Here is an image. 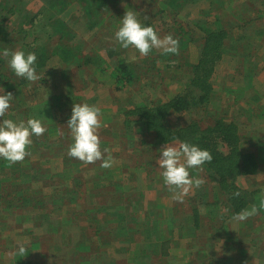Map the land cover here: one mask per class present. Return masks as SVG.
I'll list each match as a JSON object with an SVG mask.
<instances>
[{
	"label": "rangeland",
	"instance_id": "1",
	"mask_svg": "<svg viewBox=\"0 0 264 264\" xmlns=\"http://www.w3.org/2000/svg\"><path fill=\"white\" fill-rule=\"evenodd\" d=\"M22 1L30 11H36L41 5L40 0ZM132 2H135V5L141 4L142 11H139L142 13L137 14L139 19L153 10L146 3L143 8L144 0L137 1L140 3L135 0ZM223 2L225 9L222 8L220 12L224 19H229V16H242L246 20H255L257 25L254 28L249 27L252 34H255L256 28L264 26V17L257 19V10L261 11V16L264 15V0H218L220 5ZM125 5L127 9L135 10V5L130 1H124L118 6L126 10ZM198 5L194 8L197 13L206 3L202 0ZM2 16L9 22L11 15L7 9L3 11ZM113 23L112 21L105 23L90 32L92 34L84 33L85 29L80 25L76 26V30L85 47L99 42L98 47L101 49L94 51L106 59V49L109 46L114 50L124 49H119L118 41L115 39L117 30L114 31ZM159 25L161 27L157 33L161 38L170 34L171 30L167 26L161 23ZM249 29L245 32L247 33ZM0 33H3L1 26ZM57 37L58 35L54 38V43L57 42ZM198 44L199 42L190 43L186 47L185 55L191 62L197 59ZM17 45L0 46L1 50L7 49L11 54L18 49ZM260 45L256 44L250 49L253 54L258 50L259 54L256 56L259 58L264 54V48L261 50ZM126 50L122 58L130 59L137 54L133 48ZM88 51L93 49H87ZM179 57L185 59L183 53ZM9 59L10 56L4 57L6 70L4 72L11 80L7 83L14 85L16 82L18 86H14L13 89L18 88L13 93L11 108L4 118L0 117V123L3 119L19 122L36 118L42 121L47 131L40 137H32L33 143L28 149L30 155L23 162L10 164L0 158V196L4 198L0 201V264H264V237L261 236L264 228L258 225L259 233L255 232L254 238L247 236L246 232L241 235L239 233L240 243L233 250L239 255L236 259L226 254L223 243H220V247H223L222 253L218 256L214 255L219 252L212 255L201 242L214 233L215 229H224L219 224L223 220L222 217L215 216L211 222L206 218L208 206L200 204V229L199 227L198 231L191 229L192 208L197 202L201 203V200L192 197L203 194V189L194 188L184 198V201L191 199L185 208L182 206L185 202L174 201L172 193L164 186L162 170L157 165L159 157L154 158L160 149L159 145L154 148L150 138L148 143L140 144L136 137L129 142L125 137L124 139L118 137V133L105 132V126L113 120L112 114L119 113L116 111L115 96L125 104L123 111H129L133 109L135 103L146 99L149 101L152 98L151 88L144 85V80L118 92L110 78L111 69H106L103 74L93 69L83 71L77 67L68 68L71 64H62L46 73L44 80L20 83L15 81L17 78L8 65ZM249 63L250 61H243V66L246 67ZM145 64L142 62L143 66ZM225 64L228 73L233 76L223 73L221 69H218L220 72L216 71L214 87L224 88L226 91L213 102L224 112L236 109L239 102L242 104L250 102L259 107L260 110L254 112L255 115L247 125L238 127L242 135V149L257 153L261 163L258 174L252 179V185L257 183L263 188L264 184L261 183L264 182V107L261 108L260 103L264 104V61L263 65L260 61L257 65L253 87H249L250 83L248 84L247 80L245 82L242 75L237 76L239 73L235 71L238 67L236 59H229L228 62L226 57L223 66ZM167 69H164L163 73ZM169 70V75L181 76V72H174L172 68ZM181 70L185 72L187 68L182 67ZM62 72L72 76L71 84L66 85ZM224 75L229 79H235L237 89L231 86L232 81L226 80ZM248 80L250 82L249 78ZM22 89L23 94L18 91ZM154 90L163 92L169 98L174 96L180 87L172 82L168 86L161 83L159 88L156 87ZM259 96L262 97L260 102L256 100ZM126 101L127 103L131 101V104L127 105ZM79 102L101 108L99 129L101 150L109 149L115 161L109 169L102 168L99 161L91 165H85L77 159L71 164L66 163V159L70 158L67 155L68 148L73 143L70 129L67 127L70 119L69 110ZM112 108L114 112L111 111ZM178 123L177 117L170 120L172 126ZM128 143L131 147H128ZM107 155L108 153H105V158ZM136 163H142V167H146L147 170L136 169ZM149 171L156 172L161 184L150 182ZM134 184L138 185L137 189ZM167 195L171 198L169 202L171 205L166 209L164 204L161 205V199ZM261 197L264 200V193H261ZM26 199H35V203L27 204ZM209 200L211 201L207 198V201ZM151 206L153 210L148 209ZM221 215H224L223 212ZM156 222L160 224L156 226ZM227 229L233 235L238 232L236 225L231 224ZM21 246L26 249L24 256L18 254Z\"/></svg>",
	"mask_w": 264,
	"mask_h": 264
},
{
	"label": "trees",
	"instance_id": "2",
	"mask_svg": "<svg viewBox=\"0 0 264 264\" xmlns=\"http://www.w3.org/2000/svg\"><path fill=\"white\" fill-rule=\"evenodd\" d=\"M124 1H130L132 5H135L132 0H40V7L36 11H30L22 0H0V26L3 30V33H0V45L8 47L18 44L17 50L24 51L26 55L35 53L37 61L34 67L37 74L41 76L40 80H44L46 73L62 64H71L68 68L77 67L83 71L93 69L103 74L109 68L111 69L110 78L114 81L118 92L144 80V85L151 88L152 98L149 101L146 99L135 103L133 109L129 111H123L125 104L115 96L116 111L119 113L112 114L113 120L105 126V132L118 133V137L121 139L125 137L129 142L136 137L140 144L148 143L150 138L154 148L157 145L160 146L154 156L156 159L160 156L161 146L167 142L171 144L177 141L188 142L209 151L213 156L211 163L206 162L202 168L189 169L192 178L204 180L201 186L203 194L192 197V199L201 200V203L197 202L193 206L192 218L196 223L199 222L200 204L208 206L206 218L211 222L220 215L223 220L219 224L224 229H215L211 236L203 239L205 249L211 251L219 248L222 252L225 245L226 254L236 259L239 255L233 250L240 243V235L246 232L247 236L254 238L255 232L259 233L257 226L264 228V207H261L264 202L261 197L264 187L261 188L262 186L257 183L252 185V179L258 174L261 163L257 153L242 149V135L238 127L247 125L255 115L254 112L260 109L254 103L242 104L238 100L236 101L239 102V106L230 112L217 108L213 101L225 93L226 89L215 88L214 77L216 71L220 72L218 69L225 74H230L227 64L223 66L226 57L228 62L229 59H236L238 67L235 71L239 73L237 76L242 75L244 81L247 80L248 84L250 83L249 87H253L255 70L259 61L263 65L264 54H261L259 58L256 56L259 51L253 54L250 49L256 44H261V50L264 48V26L256 28L255 34H252L249 27L254 28L257 25L255 20H246L242 16H229V19H224L220 11L222 8L225 9L226 1L220 5L218 0H204L206 5L199 8L197 13L194 8L199 6L198 3L202 0H144L143 8L146 3L153 10L145 13L141 19L138 18L141 24L152 26L158 32L161 27L159 23L167 26L171 30L170 34L179 40V53L162 54L153 49L147 57H137L140 54L134 49L137 54L135 61H132L127 57L122 58V54L127 52L126 49L119 51L109 46L106 49L107 57L104 59L94 51L101 49L98 47L100 43L95 42L85 47L78 36L76 26L80 25L82 29H85L84 33H90L112 21L114 31H118L126 12L119 8ZM134 8L135 13H142L141 4H136ZM5 9L11 15L9 22L5 16H2ZM257 14V19L264 17L260 15V10H257ZM191 17L194 18L191 19ZM247 29L249 31L246 33ZM56 35H58L57 42L54 43ZM196 42H199L197 59L191 62L185 55L186 47ZM118 46L122 49L119 42ZM87 49H93V51L87 52ZM2 53L0 46V89H5V93L13 90L11 92L13 94L18 88L13 89L17 85L15 81L20 83L29 81L16 76L14 85L7 83L10 79L4 72L6 70ZM180 53H183L186 60L179 57ZM243 61H250V63L244 67ZM142 62L146 64L143 66ZM160 62L163 66L159 65ZM182 67H186L187 70L184 72L181 70ZM166 68L168 69L163 73ZM171 68L174 72H181V76L169 75L168 71ZM62 75L66 85L72 83V76L66 73ZM231 75L233 76V74L229 76ZM224 78L232 81L231 86L237 89V85L234 84L235 79H229L225 75ZM169 81L180 87L174 96L168 98L161 91L155 92L154 89L156 87L158 89L161 83L168 86ZM18 91L23 94V89ZM110 99L112 101V98ZM261 99L262 97L259 96L256 100L260 102ZM126 104H131V101L128 103L126 101ZM260 105L261 108L264 107L263 103ZM72 108L69 110V117H71ZM111 111L114 112V108ZM173 117L179 120L176 126L170 124ZM128 147H131L130 143ZM138 158L142 159L140 156ZM73 161L74 158L66 159L67 164ZM141 164L136 163L135 168L146 171V167H142ZM148 174L152 184H161L155 171H149ZM134 185L137 189L138 185ZM164 186L167 187L165 184ZM72 192L76 193L75 190ZM237 192L240 193L239 196L234 195ZM15 197L11 196V198ZM207 198L211 201H207ZM3 200L4 198L0 196V201ZM34 200L26 199L25 202L32 204L35 203ZM190 200L185 199L182 206L185 207ZM253 206L258 209L256 215L243 221L233 219L235 214L251 209ZM222 212L224 215H221ZM158 224L160 223H155L156 226ZM231 224L238 226L237 234L233 235L227 229ZM261 236L264 237V233ZM220 243H223V247H220Z\"/></svg>",
	"mask_w": 264,
	"mask_h": 264
},
{
	"label": "clouds",
	"instance_id": "3",
	"mask_svg": "<svg viewBox=\"0 0 264 264\" xmlns=\"http://www.w3.org/2000/svg\"><path fill=\"white\" fill-rule=\"evenodd\" d=\"M121 20V27L115 33V39L122 48H133L139 52L140 56L147 57L153 49L162 54H178L179 40L168 34L161 38L154 27L144 26L137 17V13L127 9ZM2 55L7 58L8 65L15 75L24 78L29 82H36L41 79L34 67L37 56L35 53L25 54L22 50H16L11 54L5 49ZM132 61L136 59L133 55ZM0 93H5L0 89ZM14 99L11 92L0 95V117L4 118L11 108V101ZM101 108L87 103H75L72 114L67 122L70 129L73 143L69 146L67 155L84 163L85 165L101 162L100 166L105 169L111 168L115 161L109 149L101 150V140L99 129L101 128ZM47 129L41 120L29 118L27 121L14 122L12 119H3L0 123V158L10 164L23 162L30 155L28 151L32 145V137L42 136ZM105 153H108L105 158ZM157 165L161 169V176L164 184L172 193L174 201L183 203L184 198L190 194L194 188H199L204 184L200 178H192L189 169L202 168L207 162L213 160L212 154L200 147L188 142L177 141L174 144L166 143L160 150ZM234 195L239 196L237 192ZM261 207H264L262 202ZM203 210V209H201ZM258 213L257 207L243 210L233 216L235 221H243ZM26 249L21 246L18 254L24 256Z\"/></svg>",
	"mask_w": 264,
	"mask_h": 264
},
{
	"label": "crops",
	"instance_id": "4",
	"mask_svg": "<svg viewBox=\"0 0 264 264\" xmlns=\"http://www.w3.org/2000/svg\"><path fill=\"white\" fill-rule=\"evenodd\" d=\"M202 192H203V190H202ZM166 194H168V193H166ZM170 200H171V198H170V196H166V197H163V199H161V205L162 204H164V206H165V208L167 209V207L169 206V205H171V204H169V202H170ZM175 207H177L176 205H174ZM148 209H151V210H153V207L151 206V208L149 207ZM173 209H177V208H173ZM193 219V218H192ZM191 219V223H192V227H191V229H195V231H198L199 229H200V226H201V223H200V221L199 222H197L196 223V221H195V219H193L192 220ZM196 224H198V225H196ZM198 227H199V229H198ZM182 229H184L183 227H182ZM209 236H211V235H209ZM208 236V237H209ZM195 238H196V234H195V236H194ZM205 239V238H204ZM202 245L205 247V241H203L202 240ZM182 249H183V247H182ZM183 252H184V249H183ZM216 252H219L217 255H214V256H218V255H220L222 252H221V250L219 249V248H216L215 250H211V254L213 255L214 253H216ZM188 255H190V253L188 254ZM188 255H186V256H188Z\"/></svg>",
	"mask_w": 264,
	"mask_h": 264
}]
</instances>
